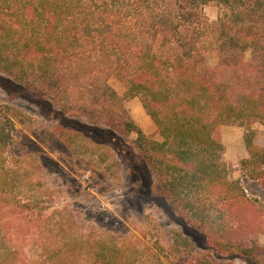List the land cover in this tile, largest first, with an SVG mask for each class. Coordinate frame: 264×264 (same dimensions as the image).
<instances>
[{
	"label": "trees",
	"instance_id": "obj_1",
	"mask_svg": "<svg viewBox=\"0 0 264 264\" xmlns=\"http://www.w3.org/2000/svg\"><path fill=\"white\" fill-rule=\"evenodd\" d=\"M217 1L222 14L207 24V0H0V73L62 112L135 131L167 211L215 237L225 232L231 205L245 200L228 179L219 127L264 121V0ZM248 51L257 54L254 65L242 61ZM113 75L127 82L121 96L109 85ZM133 96L161 142L126 120L124 103ZM12 143L0 120V264L63 257L155 264L123 243L91 239L71 219L43 225L27 207L28 188L38 182L5 156ZM253 251L230 254L246 259ZM199 264L217 262L204 257Z\"/></svg>",
	"mask_w": 264,
	"mask_h": 264
},
{
	"label": "rangeland",
	"instance_id": "obj_2",
	"mask_svg": "<svg viewBox=\"0 0 264 264\" xmlns=\"http://www.w3.org/2000/svg\"><path fill=\"white\" fill-rule=\"evenodd\" d=\"M201 10L207 24L222 14L217 0H207ZM257 60L250 51L242 57L246 64ZM208 62L214 65L216 56L210 54ZM108 82L118 96L127 88L117 75ZM124 107L126 120L145 138L162 141L138 96ZM0 120L13 135L7 161L38 182L28 188L27 207L43 225L71 219L91 239L123 243L144 260L156 259L155 264H199L204 257L217 264H264V121L252 118L249 126L219 127L228 179L238 182L245 200L242 206L231 205L225 232L219 230L215 237L167 211L144 143L124 124L111 127L87 114L62 112L1 73ZM246 140L251 141L249 150ZM241 247L254 251L246 259L230 254ZM56 264L88 263L63 257Z\"/></svg>",
	"mask_w": 264,
	"mask_h": 264
}]
</instances>
